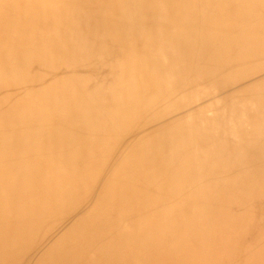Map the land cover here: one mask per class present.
<instances>
[{
  "label": "bare ground",
  "instance_id": "1",
  "mask_svg": "<svg viewBox=\"0 0 264 264\" xmlns=\"http://www.w3.org/2000/svg\"><path fill=\"white\" fill-rule=\"evenodd\" d=\"M261 234L264 0H0V264H264Z\"/></svg>",
  "mask_w": 264,
  "mask_h": 264
},
{
  "label": "rangeland",
  "instance_id": "2",
  "mask_svg": "<svg viewBox=\"0 0 264 264\" xmlns=\"http://www.w3.org/2000/svg\"><path fill=\"white\" fill-rule=\"evenodd\" d=\"M258 235L260 236V234H259V233L257 234V232H256V233H255V236H258ZM261 235L264 236V234H261Z\"/></svg>",
  "mask_w": 264,
  "mask_h": 264
}]
</instances>
